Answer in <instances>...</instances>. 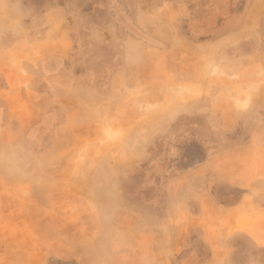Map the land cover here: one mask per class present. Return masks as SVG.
Here are the masks:
<instances>
[{
	"label": "rangeland",
	"instance_id": "obj_1",
	"mask_svg": "<svg viewBox=\"0 0 264 264\" xmlns=\"http://www.w3.org/2000/svg\"><path fill=\"white\" fill-rule=\"evenodd\" d=\"M0 264H264V0H0Z\"/></svg>",
	"mask_w": 264,
	"mask_h": 264
}]
</instances>
